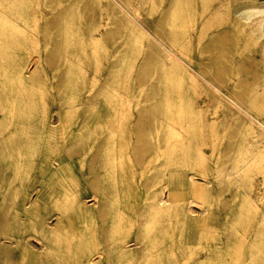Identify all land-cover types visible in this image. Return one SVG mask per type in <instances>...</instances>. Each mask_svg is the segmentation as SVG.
I'll return each instance as SVG.
<instances>
[{
  "label": "rangeland",
  "instance_id": "obj_1",
  "mask_svg": "<svg viewBox=\"0 0 264 264\" xmlns=\"http://www.w3.org/2000/svg\"><path fill=\"white\" fill-rule=\"evenodd\" d=\"M108 1L118 14L104 10L97 16H88L76 5V13L66 19L61 44L65 60L52 66L45 62L44 51L54 47L56 38L52 29L44 28L45 16L31 14L32 24L28 25L0 12V223L6 220L0 226V238L22 242L26 236L33 235L30 239L38 243L37 238L42 240L43 253L35 258L38 264H85L89 257L98 256L96 248L104 245L111 249L108 264H196L199 258L196 234L186 235L187 222L179 204H157L158 192L166 191L162 185L173 176V181L186 174H195L200 180L202 175L213 179L214 168L222 163L231 131H237L238 138L230 162L234 166L242 163L244 140L256 132V120L264 116V92L255 93L252 110L246 112L245 121L222 126L214 112L225 108L223 104L218 108L207 104L210 94L204 84H212L199 72L198 58L209 35L224 28L236 38L234 69L244 56L259 61V46L246 24L259 21L260 14L251 20L245 19L244 26L236 25L231 19L217 24L210 22L225 12L226 4L220 5L224 0H130L141 9L139 13L129 10L120 0ZM11 4V0H0V8L6 12ZM43 5L41 1L27 6L44 13ZM263 7L264 0H235L232 4L237 15ZM165 8H172L169 29L175 33L179 45L174 50L185 61L184 70L176 65L167 67L170 73L160 79L158 91L149 83L140 91L132 88L136 83L133 75L127 81L130 89L124 96L115 91L116 86H101L114 61L118 70L116 81L120 79L123 52L120 32L116 34L115 45L107 43L105 37V33L118 30L115 28L120 13L128 18L133 29L152 39L162 52H171V47L152 30ZM26 38H33L34 45L24 46ZM138 51L143 50L139 47ZM183 52H188V59L183 57ZM34 56L39 58L35 77L21 82L13 59L27 61ZM99 63L103 69L96 74ZM77 68L86 73L75 80L73 72ZM251 80L247 75L232 76L227 89L213 86V90L225 98L227 90ZM255 80L260 84L264 77ZM56 85L63 90L57 91ZM84 86L90 89L82 91ZM86 98L95 101L88 108L84 104ZM55 102L65 109L62 128L47 125L50 115L57 118ZM149 107H153L150 113L156 117L151 127L154 145L137 166L130 151L135 117L140 109ZM64 145L69 150L80 151L77 162L70 165L66 176L54 172L58 175L50 177L45 170L48 161L56 159ZM93 150L99 151L95 158L90 157ZM250 151L247 156L252 158L235 181L236 186L224 192L240 193L241 197L233 196L232 202L239 200L242 205L251 203L247 196L251 181L263 174L262 152ZM83 172H96L100 177L99 192L106 208L101 223L105 234L99 226L93 230L90 217H79L75 201L85 191L74 190L81 189L78 175ZM145 182L149 183L147 190L143 189ZM37 185H44L38 191L41 193L38 198L34 190ZM217 192V183L213 182L204 194V197L208 195V205L212 208L218 204ZM28 194L34 199L31 204H27ZM195 206L199 209V205ZM141 211L148 213L149 226L143 241L144 255L137 261L122 254L120 245L124 240H131ZM56 215L69 217L72 226L59 233L36 225L37 219L45 217L55 221ZM2 250L0 264H8L17 257L15 253L4 255Z\"/></svg>",
  "mask_w": 264,
  "mask_h": 264
},
{
  "label": "bare ground",
  "instance_id": "obj_2",
  "mask_svg": "<svg viewBox=\"0 0 264 264\" xmlns=\"http://www.w3.org/2000/svg\"><path fill=\"white\" fill-rule=\"evenodd\" d=\"M41 1L44 2V13H41V9L34 10L33 8H29L30 4H38ZM120 1L135 13H139V10L141 11L130 0ZM234 1H221V6L222 4H226L224 7L225 12L217 15L210 23L222 24L226 20L231 19V22L236 25L244 26L243 21L245 19L251 20V17L260 14L259 21L251 20L246 24L256 44L259 46V61L244 56L243 60L234 69L232 61L236 50V38L228 29L224 28L216 34L209 35L202 48L203 53L198 58L199 72L208 77V81L212 84V86L204 84L205 90L210 94L207 104L212 108H218L219 104H223L225 109L223 111L217 109L214 115L220 118L222 126L225 127L229 124L235 125L237 121L241 123L245 121L246 112L252 110V100L255 97V93L259 90L264 92V81L257 84L255 80L257 77H264V7L237 15L232 8ZM11 2V7L7 10L8 12L4 8H0L1 14L6 15L7 13L12 20L19 19L28 25L32 24V19H30L32 15L41 14L46 18L44 28L54 31L56 44L48 51H44V60L49 66L60 64L65 60L61 44L66 31V19L68 16L76 13L77 4L80 6L81 11L88 16H97L104 13V10L118 14V10L108 0H83L81 2L80 0H11ZM171 10L172 8H165L161 17L152 26L154 34L171 47L170 53L162 52L152 39L145 37L135 28L133 29L128 18L120 13V18L115 28V30H118L107 32L105 33L106 35L104 34L107 39L106 42L114 44L116 34L120 32V47L123 46V52L120 54V79L116 81L118 70L116 66L117 62L114 61L112 67L108 70L109 73L106 80H104L101 86L105 88L109 85L116 86L115 91L119 92L120 96H124L128 94L130 89L127 81L133 75L136 83L132 88L140 91L149 83L153 85V88L151 86L152 89L158 91L160 90L158 82L170 73L169 69H166L167 67H174L176 65L184 70L183 65L185 61L175 52V50H178L177 46L179 45L176 41L175 33L169 29V23L173 14ZM137 15L141 16V13ZM145 19L147 20V17ZM110 36L111 38H109ZM9 38L10 42H13V38ZM46 41L47 39L44 37L43 45L46 44ZM23 45L27 47L34 45V39L26 38ZM72 45L75 46V44ZM125 47L131 49L128 51ZM139 47L143 50L141 53L138 51ZM125 49L127 50L124 51ZM43 50L45 49L42 48ZM171 54L176 57L172 58ZM182 55L184 58H189L188 52H183ZM38 63L39 58L37 56L27 61H23L21 58L13 59L14 70L18 79L21 82L32 80L35 77ZM102 67L103 65L99 63L95 69L96 74L101 73ZM85 73L84 69L77 68L73 72V77L75 80H78ZM243 75H247L253 80L236 84L232 89L225 92V98H222V96H219L213 90V86L215 88L227 89L229 78ZM89 89V87L84 86L82 91L86 92ZM56 90L62 91V86L56 85ZM94 102L89 98L84 100L87 108L93 105ZM152 109L153 107L140 109L135 117L134 141L130 151L133 161L137 166L141 165L144 157L151 152L154 145V130L151 127L156 117L150 113ZM55 112L57 118L50 115L47 125L62 128L65 109L61 103L55 102ZM256 124V132L244 140L242 153L244 158L240 165L234 166L230 162L231 158H233V149L236 147V140L238 138L237 131H231L222 154V163L214 168L213 179L207 175H202L200 180L195 174H186L177 178L178 180L173 181L175 179V176H173L172 179L170 178L169 181L162 185L166 191L160 190L158 192L157 204L160 206L179 204L187 222L186 235L193 236L196 234L199 257L196 264H264V116L259 118V120L257 119ZM95 150L92 151L90 157L95 158L98 156L99 151ZM250 150L262 152L263 174L262 177L257 176L251 181L249 194L247 193L251 203L242 205L239 200L232 202L233 196L241 197L240 193L230 192L231 195H227L224 192L226 190L232 191L236 186L235 181L241 177L242 170L249 162V159L252 158L247 156V151ZM79 154L80 151L69 150L64 145L58 150L56 159L48 161L45 170L53 178L58 174L66 176L69 173L70 165L77 162ZM54 172H58V174L55 175ZM78 176L81 189H75L74 191H85V195L78 196L75 201L79 217L82 219L90 217L93 222V230L97 228L95 226H99L100 232L105 234L101 223L105 219L106 208L104 199L99 192L100 177L96 172H83ZM213 182L217 183L218 204L212 208L208 205V195L204 197V194L208 185H211ZM43 187L44 185L34 187V190L37 191L36 198L41 194L38 191ZM148 187L149 183L145 182L143 189L147 190ZM33 202V196L28 194L27 204ZM195 205H199V209ZM147 215L148 213L141 211L139 222L136 225L131 240H124L123 244L120 245V252L126 254L132 260L138 261L144 255L145 248L143 241L149 226ZM5 222L6 220L3 219L0 226L5 225ZM36 225L46 231L53 230L59 233L64 232L72 226L69 217L65 215H56L55 221H50L45 217L39 218L36 221ZM30 237L35 236H26L22 242L16 240L7 241L4 238H0V250L3 249L4 255L11 253L17 255L8 264H38L35 258L43 253L44 244L39 238H37L38 243L30 239ZM109 252H111V249L106 245L100 249L96 248L95 253L98 256L93 259L89 257L85 261V264H108L107 255Z\"/></svg>",
  "mask_w": 264,
  "mask_h": 264
}]
</instances>
